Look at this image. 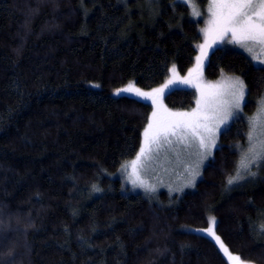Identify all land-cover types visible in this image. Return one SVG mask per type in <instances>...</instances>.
<instances>
[{
	"label": "trees",
	"instance_id": "trees-1",
	"mask_svg": "<svg viewBox=\"0 0 264 264\" xmlns=\"http://www.w3.org/2000/svg\"><path fill=\"white\" fill-rule=\"evenodd\" d=\"M201 23L180 0H0V264H229L187 229L210 215L232 252L264 264V166L254 187L225 188L264 94V67L243 52L217 47L205 66L210 80L239 75L246 97L193 190L153 198L113 176L152 106L112 92L154 88L171 64L185 73ZM164 103L190 109L195 92L173 87Z\"/></svg>",
	"mask_w": 264,
	"mask_h": 264
},
{
	"label": "rangeland",
	"instance_id": "rangeland-1",
	"mask_svg": "<svg viewBox=\"0 0 264 264\" xmlns=\"http://www.w3.org/2000/svg\"><path fill=\"white\" fill-rule=\"evenodd\" d=\"M180 1L188 5L190 14L195 20H202L199 26L202 39L197 44L193 64L185 73H180L176 65L171 64L165 80L154 88L142 89L131 80L112 92L114 96L129 95L152 106L148 124L142 134L140 149L134 157L126 160L113 176L120 179L123 190L141 192L153 198L157 197L161 190L169 194L168 199L173 194L179 195L186 190H193L201 177L203 166L218 146L220 133L243 112L245 98L237 108L238 92L231 86L236 78L243 81L239 75L224 73L216 79L206 78L204 69L211 51L217 47L236 49L246 54L255 65L264 67V42H261L260 38L245 39L239 32L234 38L232 33L228 32L221 39V28L215 21L221 13H227L229 10L227 6L221 3L214 4L212 0H207L204 5L199 4L197 0ZM259 10V0H254L253 6L246 9L247 15L257 24L260 21L254 12ZM197 12L199 15H196ZM246 19L247 17L243 18ZM237 40L241 42L237 43ZM201 45H204L203 49ZM197 57H200L199 61ZM129 85L149 95H139L134 90L123 91ZM173 87L193 89L194 106L185 110L168 108L164 103V94ZM262 98L264 94L258 98L255 111L249 115L246 138L244 143L238 146L240 152L236 170L230 177L236 179L232 184L226 183V190L236 187L241 191L246 186V188L254 187V179L264 166V99ZM225 113L231 115L226 117ZM222 119H226V125L221 123ZM201 140L204 141L203 147ZM215 224L216 217L210 215L205 226L187 229L213 240L229 264H256L232 252L217 234ZM216 237H219L220 242H217ZM221 243L224 247H221ZM236 257L240 260L238 261Z\"/></svg>",
	"mask_w": 264,
	"mask_h": 264
},
{
	"label": "snow or ice",
	"instance_id": "snow-or-ice-1",
	"mask_svg": "<svg viewBox=\"0 0 264 264\" xmlns=\"http://www.w3.org/2000/svg\"><path fill=\"white\" fill-rule=\"evenodd\" d=\"M212 3H221L228 7L227 13H221L215 23L221 28V39L228 33L231 32L233 37H237L238 32L241 33L245 39H257L260 38L261 42H264V0H259V11H255L254 15L259 18V23H254L253 18L247 15L246 9L251 8L254 4V0H212ZM196 15H199L197 12ZM244 17H247L246 20H243ZM240 43V40L236 41ZM210 47V46H209ZM201 48H204V45H201ZM198 61L200 57H197ZM175 71V69H173ZM238 96H236V107H240V102L245 98V84L239 78L231 85ZM136 91L139 95H149L148 93H142L139 89H133L131 85L128 88L123 89V91ZM235 95V93H234ZM264 99V98H262ZM155 102V101H154ZM186 115V114H180ZM231 113H225V116H230ZM221 123L226 125V119H222ZM151 127V126H150ZM147 134V133H146ZM201 146H204V141L201 140ZM135 163V162H133ZM236 178H230L228 180L229 184H232ZM217 242H220L219 237H216ZM221 247L224 245L221 243ZM239 261L240 258L236 257Z\"/></svg>",
	"mask_w": 264,
	"mask_h": 264
}]
</instances>
